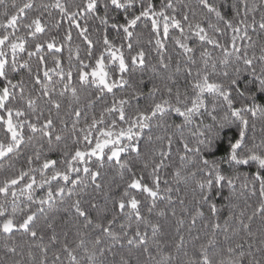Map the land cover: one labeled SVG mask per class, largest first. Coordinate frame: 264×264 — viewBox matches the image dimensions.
Wrapping results in <instances>:
<instances>
[{
    "label": "snow or ice",
    "instance_id": "snow-or-ice-1",
    "mask_svg": "<svg viewBox=\"0 0 264 264\" xmlns=\"http://www.w3.org/2000/svg\"><path fill=\"white\" fill-rule=\"evenodd\" d=\"M0 264H264V0H0Z\"/></svg>",
    "mask_w": 264,
    "mask_h": 264
}]
</instances>
